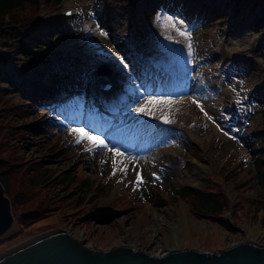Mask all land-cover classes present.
Wrapping results in <instances>:
<instances>
[{
  "label": "rangeland",
  "instance_id": "1",
  "mask_svg": "<svg viewBox=\"0 0 264 264\" xmlns=\"http://www.w3.org/2000/svg\"><path fill=\"white\" fill-rule=\"evenodd\" d=\"M188 1L169 5L179 14L168 8L155 19L158 11H148L146 0H62L55 12L46 11L40 0L39 13L29 19L31 38L25 41L26 50L35 55L33 63L18 50L7 52L0 45L8 58L2 72L16 88L0 83V90L7 106L26 115L25 121L0 123V148L12 155L6 167L20 178L15 205L38 215L24 226L14 219L12 229L0 238V257L57 232L94 250L123 246L154 257L179 248L221 252L245 241L264 247L259 207L264 194L252 164L262 148L257 136L264 131V42L247 26L234 33L242 15L230 19L229 0L214 3L224 2L218 6L227 9L225 20L230 23L216 21L220 23L201 35L198 26L191 29L182 17V4ZM69 2L77 17L67 22L62 12ZM109 4L118 16L110 28L104 25ZM169 17L182 24L173 27L165 22ZM176 28L187 32V38ZM39 39L45 48L37 50ZM135 58L150 66L144 73L150 83L132 78L141 70V65H133ZM50 62L54 65L47 67ZM100 65H106L110 77L97 76ZM45 71L52 78L44 86L40 80ZM56 76L63 78L53 83ZM103 80L115 85L111 100L117 97L118 112L99 121L104 116L101 107L96 109V102L86 106L91 96L80 95L88 90L101 104L96 93ZM51 85L55 91L49 94ZM62 89L74 95L62 94ZM51 98L55 103L65 99L61 114L42 112L35 104ZM26 99L35 103L26 104ZM233 99L239 108L235 117ZM141 107L147 115L135 110ZM73 129L90 132L109 148H93L94 140L77 143L83 133ZM9 138L13 141L7 148L2 141ZM117 149L122 155L115 154ZM46 171L50 181L30 185ZM66 180L83 185L89 180L87 194L77 185H63ZM154 187L159 206L148 191ZM205 187L224 197L221 219L200 211L197 215L189 201L173 196L176 190Z\"/></svg>",
  "mask_w": 264,
  "mask_h": 264
},
{
  "label": "trees",
  "instance_id": "2",
  "mask_svg": "<svg viewBox=\"0 0 264 264\" xmlns=\"http://www.w3.org/2000/svg\"><path fill=\"white\" fill-rule=\"evenodd\" d=\"M40 0H0V45H3L4 51H15L18 50L21 54L24 55V60L26 62L33 63L32 58L34 57L31 52L26 50V43L25 41L30 38L28 29V24L30 23V18L33 16H36L40 11ZM62 0H44L43 6H45L46 11H55L58 8V5L60 4ZM169 1H166L162 3L163 6L167 5ZM198 3L200 5V16L202 18V23L198 24V32L203 34H207L211 26L213 24H218L220 22L215 23L216 21H221V23L228 24L230 21L228 19L225 20V18H229V15L226 14L227 9L221 10L219 6L221 4L214 3V0H210L209 3H202V0H198ZM219 5V6H218ZM227 7H231L233 9V18L235 16L241 14V12H250L254 13L256 9H259L260 16H255L254 20L250 23H248V26L251 28L252 33L256 36L262 37L264 35V0H229V3L226 4ZM225 6V8H226ZM189 12V11H188ZM117 14H115V11L112 12V9L109 6L105 9V16H104V25L110 28L112 26V23L117 18ZM231 19V18H230ZM243 21H246L245 18H243ZM211 25V26H210ZM8 41H12L14 45L7 44ZM41 44V42H39ZM41 47V46H40ZM6 54H3L2 49H0V83L2 84H8L13 87L12 82L10 80V77L2 72V67L6 65L7 61ZM15 89V87H13ZM88 90H84V95H90L89 97L90 102H94L95 99L93 97V94H90V92H86ZM2 92L0 90V112L2 109L3 113L0 114V123H4L8 120H10L8 123H11V121L17 119H21L23 121L26 120L25 114L21 111H14L12 110V106H7L5 102V96L2 95ZM263 100H264V94ZM26 104L32 103L31 100H25ZM35 103V102H33ZM36 106L40 107L38 103H35ZM42 105V104H41ZM16 109V107H15ZM13 135H15L16 138L20 136V132H14L10 131ZM13 138H9L5 143L2 141V144H4L7 148L9 146H12V140ZM257 140H260V145L262 148L257 150V156L255 159V163L253 165V172L255 173L256 183L258 184V188H260V191L264 194V131H262L259 136H257ZM10 143V144H9ZM8 150H2L0 148V183L4 187L5 195L10 200V206L12 211V217L14 216V219H16L18 225L24 226L26 223H30L35 221V218H38V215H36L35 210L34 211H26L21 212V209L15 205V202L17 203V196L19 195V189L21 188V183L18 181L19 176H17V172L11 168H7V164L9 163L10 159L12 158V155H10ZM50 175L51 173L49 171L44 172L43 175H40L33 181V184H31V181L29 182L30 185H34L35 183H44L45 181H50ZM20 179V178H19ZM89 180H85L84 185L79 184L75 181L71 182L66 180L63 185L68 184L67 187H74L77 185L80 187V192L83 195H86L85 191H88V188L90 187L88 183H90ZM16 186H19V189H16ZM206 189H193V188H187L183 190H176L173 191V196L175 198H180L187 203L192 210H196L197 215H199L200 212L217 215L216 218L221 219V214L225 211V199L222 196H217L218 194L212 190H209V192H206ZM151 191V190H149ZM151 198H154V204L159 206V194L158 192H151ZM260 211H262V222L261 225L264 227V199L259 202ZM200 211V212H199ZM199 212V213H198Z\"/></svg>",
  "mask_w": 264,
  "mask_h": 264
},
{
  "label": "water",
  "instance_id": "3",
  "mask_svg": "<svg viewBox=\"0 0 264 264\" xmlns=\"http://www.w3.org/2000/svg\"><path fill=\"white\" fill-rule=\"evenodd\" d=\"M13 223L10 202L0 183V238L12 229ZM42 238L4 254L0 264H264V247L247 241L221 252L179 249L165 257H153L130 247L94 250L61 232Z\"/></svg>",
  "mask_w": 264,
  "mask_h": 264
},
{
  "label": "snow or ice",
  "instance_id": "4",
  "mask_svg": "<svg viewBox=\"0 0 264 264\" xmlns=\"http://www.w3.org/2000/svg\"><path fill=\"white\" fill-rule=\"evenodd\" d=\"M160 19V18H158ZM165 22L172 25L173 27H175L177 24H182V22L180 21H174L172 20V18H165ZM176 31L181 35V36H185L187 38V36L189 35L187 32L182 31L180 28H176ZM102 35H106L105 33H101ZM151 102V101H150ZM193 103H196V101L194 100ZM137 112H141L145 115H147L148 113L145 111L144 108H136L135 109ZM203 110V109H202ZM167 122V121H166ZM73 133H83L82 135L79 136V139L77 140V143H81L84 140H89V141H95L93 144V148H109V145L107 143H105V141L103 139H100L99 137H93L92 134L90 132H85L84 129H73L72 130ZM87 150H92V149H87ZM113 150V149H110ZM116 155H122V153H120L117 150H114ZM115 164V162H114Z\"/></svg>",
  "mask_w": 264,
  "mask_h": 264
},
{
  "label": "bare ground",
  "instance_id": "5",
  "mask_svg": "<svg viewBox=\"0 0 264 264\" xmlns=\"http://www.w3.org/2000/svg\"><path fill=\"white\" fill-rule=\"evenodd\" d=\"M116 74V73H115ZM116 78H117V76H116ZM153 82V81H152ZM122 111V110H121ZM123 112V111H122ZM109 117V116H108ZM184 214H182V213H180V216H183ZM174 234V237H175V235H176V237H175V239L176 238H180V237H177L178 235L176 234V232H174L173 233ZM47 236V235H46ZM40 239H43V238H40ZM39 240V239H38ZM77 241H79V240H77ZM34 242H36V241H34ZM176 242H177V240H176ZM30 243H33V242H28L26 245H28V244H30ZM254 244V243H253ZM254 245H259V244H254ZM24 247H25V245H23ZM123 247V246H122ZM124 248V247H123ZM17 249V248H16ZM180 249V248H179ZM179 249H176V250H179ZM15 250V249H14ZM135 250V249H134ZM137 250V249H136ZM189 250V249H188ZM180 251H182V249L180 250ZM12 252V251H11ZM170 252V251H169ZM9 253V252H8ZM7 254V253H6ZM147 255H149V256H152L151 254H148V253H146ZM165 255H168V253L167 254H165ZM165 255H163L164 257H165ZM157 256V255H156ZM163 256H161V257H163ZM154 257V256H153Z\"/></svg>",
  "mask_w": 264,
  "mask_h": 264
}]
</instances>
